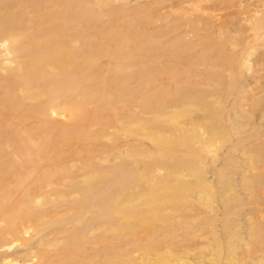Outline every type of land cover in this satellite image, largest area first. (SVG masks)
Segmentation results:
<instances>
[{
    "label": "rangeland",
    "instance_id": "1",
    "mask_svg": "<svg viewBox=\"0 0 264 264\" xmlns=\"http://www.w3.org/2000/svg\"><path fill=\"white\" fill-rule=\"evenodd\" d=\"M0 264H264V0H0Z\"/></svg>",
    "mask_w": 264,
    "mask_h": 264
}]
</instances>
